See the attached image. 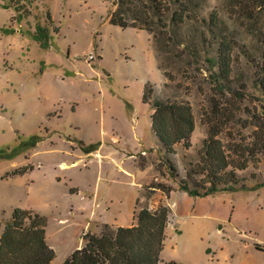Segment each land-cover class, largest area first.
<instances>
[{"label":"rangeland","instance_id":"rangeland-1","mask_svg":"<svg viewBox=\"0 0 264 264\" xmlns=\"http://www.w3.org/2000/svg\"><path fill=\"white\" fill-rule=\"evenodd\" d=\"M237 1L193 0L191 18L180 25L155 18V57L147 31L110 22L118 0H0V234L15 208L35 211L46 219L47 240L57 252L53 264H61L82 246L84 233L99 234L105 221L116 219L129 225L133 211L166 204L162 191L149 185L176 189L186 179L196 188L204 178L191 170L207 137L203 113L212 98L224 99L211 65L217 56L209 31L213 11L217 34L237 41L232 87L246 84L243 105L262 113L256 63L264 50V8L249 17ZM147 82L152 100L190 103L196 121L191 147L177 144L172 154L161 148L151 129L152 108L142 101ZM237 117L222 141L251 143L258 128L243 126L249 114ZM107 151L121 167L105 159ZM257 160L237 170L238 181L230 184L237 190L201 197L195 214L181 192L172 195V223L181 234L171 238L169 228V255L183 264L200 261L202 247L220 239L217 229L237 235L231 223L264 243V153ZM122 168L143 182L137 204V188Z\"/></svg>","mask_w":264,"mask_h":264},{"label":"trees","instance_id":"trees-1","mask_svg":"<svg viewBox=\"0 0 264 264\" xmlns=\"http://www.w3.org/2000/svg\"><path fill=\"white\" fill-rule=\"evenodd\" d=\"M17 3V0H10ZM193 0H118L112 11L110 22L121 28L133 27L153 33L152 24L163 22L170 17L172 25H180L191 18ZM241 10L252 17V12L264 8V0H238ZM219 18L216 12L209 15V31L216 44L217 56L211 65L216 67L214 81L216 92L224 99L210 100L211 107L203 113L208 127L207 137L200 150V160L192 171L204 176L196 188L182 179L179 188L191 196L205 197L218 191H235L230 184L237 183V170H245L249 164L255 165L259 153H264V50L257 61L258 90L261 98L258 105L262 113L251 111L243 105L248 99L246 84L232 87L237 41L225 34L218 35ZM39 35L40 29H37ZM264 45V37H263ZM171 79L169 73L163 71ZM153 84L147 82L142 100L151 106V129L161 148L167 154L175 153L177 144L191 147V138L196 128L192 106L187 101L177 99L152 100ZM239 113L250 115L243 120V126H253L255 135L251 143H224L221 139L229 126L239 122ZM232 140V136H229ZM171 175L176 167L168 160ZM25 167L15 174H21ZM208 184V185H206ZM153 190H161L169 197L173 187L164 184L149 185ZM139 199H137V203ZM170 207L161 200L150 209L141 207L134 211L135 223L131 226L112 227L104 224L99 234L84 233L83 244L72 251L61 264H162L161 252L166 239V228L170 222ZM46 219L30 209L15 208L11 219L0 234V264H52L56 251L48 244ZM261 248L260 245H257ZM169 264H175L169 262Z\"/></svg>","mask_w":264,"mask_h":264},{"label":"crops","instance_id":"crops-1","mask_svg":"<svg viewBox=\"0 0 264 264\" xmlns=\"http://www.w3.org/2000/svg\"><path fill=\"white\" fill-rule=\"evenodd\" d=\"M149 42L151 43V45L153 47L154 55L156 57V51H155L154 45L152 44L150 34H149ZM142 95H143V93H142ZM152 112L153 111L151 110V114H152ZM151 114H150V119H151ZM136 139L140 142L139 136L136 135ZM141 147L144 148L145 146L141 145ZM112 153H113V151H107L105 153V159L107 161L114 160L115 164L121 167V162L115 160ZM141 153L143 155L146 154V152L143 149H141ZM129 156L131 159L132 158L135 159L134 154H130ZM149 167H150L151 171L155 170L154 164L151 162H150ZM122 169H123L124 173H127L128 176L132 177L133 180L131 181V184L136 186V188H137V191H138V195L136 198V204H137V199L139 196V192L142 189L143 182L137 178L136 174L132 173L131 171L126 170L125 168H122ZM176 192H181L182 193L181 198L184 201V203H189L188 205H191V209L188 211V213H194L195 214L196 212L199 211L197 202L201 197L191 196L186 191L181 190L179 188H176L171 192L169 197H166L163 193H160V195H159V197L161 199L166 200V204L170 207L171 212H172V209H171L169 200L171 199L172 195L175 194ZM209 196H212V195H209ZM205 197H207V196H205ZM171 212H170V222L166 228V239H165V244H164L163 250L161 252V259H162V263L174 262L175 264H183V262H181L178 258H176L172 255H169V248L167 246V241L169 240V228H171L173 230V233L171 234V238L173 237V238L178 239V237L181 234V230H180V228H178V225L172 223V215H171L172 213ZM209 217L218 219V217L214 216V215H209ZM105 222L107 224H111L115 227L131 226L135 223L134 211H133L132 222L129 225H124L121 222H119L117 219L114 223H110L107 221H105ZM231 225H232V229L235 232H237L236 236H232L228 232L226 233L225 231L219 232L220 229L224 228V227H220L219 229L216 230L217 234L220 233V239L217 242L216 241H213V242L208 241L205 244V246L202 247V253H203L202 259L198 262H192L191 261V262H188L187 264H264V251L261 250V248L257 247V245H260V247H262V249H264L263 248L264 243H259L258 241L252 240L247 231H245L242 228L235 227V225L232 223H231ZM213 233H214V231H213ZM56 254H57V252H56ZM68 255H67V257H68ZM52 264H53V262H52Z\"/></svg>","mask_w":264,"mask_h":264},{"label":"built area","instance_id":"built-area-1","mask_svg":"<svg viewBox=\"0 0 264 264\" xmlns=\"http://www.w3.org/2000/svg\"><path fill=\"white\" fill-rule=\"evenodd\" d=\"M93 58H94L93 54L89 55V59L92 60ZM162 264H169V263H162Z\"/></svg>","mask_w":264,"mask_h":264}]
</instances>
